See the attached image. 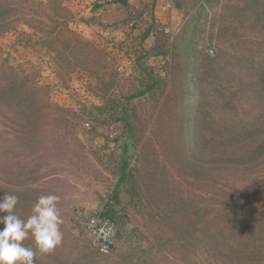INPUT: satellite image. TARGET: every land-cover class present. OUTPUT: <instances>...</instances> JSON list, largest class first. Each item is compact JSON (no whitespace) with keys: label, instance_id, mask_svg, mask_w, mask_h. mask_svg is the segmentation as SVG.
I'll return each mask as SVG.
<instances>
[{"label":"rangeland","instance_id":"obj_1","mask_svg":"<svg viewBox=\"0 0 264 264\" xmlns=\"http://www.w3.org/2000/svg\"><path fill=\"white\" fill-rule=\"evenodd\" d=\"M114 1L0 0V195L19 197L24 220L41 195L60 197L63 243L35 264H217L201 226L222 187L199 167L222 135L264 129V0ZM147 65L159 86L129 100L155 82ZM123 157L143 175V202L122 193L136 232L105 255L78 212L103 208ZM252 175L264 178V157ZM166 212L200 222L173 226ZM252 213L264 227V205L236 216Z\"/></svg>","mask_w":264,"mask_h":264},{"label":"trees","instance_id":"obj_2","mask_svg":"<svg viewBox=\"0 0 264 264\" xmlns=\"http://www.w3.org/2000/svg\"><path fill=\"white\" fill-rule=\"evenodd\" d=\"M113 3H120L126 7L129 5V0H115ZM151 6L154 8L156 1ZM151 24L154 23L152 22ZM152 31L153 25H151V28L146 32L142 40ZM163 52L164 59H166L168 49L166 48ZM165 63L167 64V59ZM155 71L154 67L147 65L142 72L143 79L151 80L152 82L155 81ZM156 80L158 79L156 78ZM259 85L264 97V70L261 73ZM157 86H159L157 81L153 83L148 82L143 90L129 96L128 99L135 100L142 98ZM123 121L125 122V119ZM128 128L133 132L131 125ZM245 134L243 131H237L232 135L227 133L226 137L222 135V140L223 137L225 139L217 145L220 147L214 146L215 150H220L207 155L208 160L204 162L199 160L202 162L204 169L203 167L199 168L207 173V178L216 183L220 182L222 187L217 200L207 198L208 206L212 202H216L219 208L206 209L205 213L202 214V217L205 218L204 226H201L202 234L208 238L207 246H205L208 255H210L208 258L217 264H264V227H252L253 225H251H255L258 222V214L254 215L252 213L242 217L236 216L237 211L245 209L248 206L256 204L264 205V178L252 175L254 169L260 166L261 159L264 157V129L258 132V134L252 133L250 136H246ZM208 138L200 134V142L202 141L200 146L202 144L205 145V141ZM250 138H252L253 143H256L255 145H250L252 143L242 145ZM131 149H134V147L128 143V146L125 147V155H128ZM115 164L117 165L114 174L117 182L113 191L109 195L103 208L93 212L99 218L106 219L115 226L113 248L109 247L108 254L105 255H120L118 252L120 242L124 238L127 239L129 237L128 235L136 232V229L128 231V222H125L128 221V214L126 213L125 206L121 202L122 193L125 192L130 200L140 199V202H143L139 187L141 183L145 185L143 175H138V170L133 166L131 160L123 157L120 162ZM192 166L193 168L195 167L194 165ZM241 170L244 176L238 173ZM213 171H218L216 177H213ZM219 175L220 177H218ZM240 185L244 186L243 190H240L242 189L239 188ZM252 188H257V190L255 191ZM194 214L197 213L194 212ZM164 217L167 224L170 222L174 226L177 223L179 224L178 226H184L187 229H193L195 224L200 222L189 219L188 224L182 225L184 223L177 222L178 218L175 221L174 215L169 217L167 213ZM181 218L184 219L186 217L180 215ZM260 218L263 222V217ZM218 225L222 226L219 228ZM173 226L172 229H174ZM174 236V233H172V236L168 240L170 241ZM95 246L102 253L100 246Z\"/></svg>","mask_w":264,"mask_h":264},{"label":"clouds","instance_id":"obj_3","mask_svg":"<svg viewBox=\"0 0 264 264\" xmlns=\"http://www.w3.org/2000/svg\"><path fill=\"white\" fill-rule=\"evenodd\" d=\"M60 197L41 195L32 207L31 215L21 219L15 214L19 197L0 195V264H35L37 252L46 255L63 243V219L57 207ZM31 236L35 251L24 246Z\"/></svg>","mask_w":264,"mask_h":264},{"label":"built area","instance_id":"obj_4","mask_svg":"<svg viewBox=\"0 0 264 264\" xmlns=\"http://www.w3.org/2000/svg\"><path fill=\"white\" fill-rule=\"evenodd\" d=\"M78 218L82 222L86 233L92 237L101 248L103 254H108V244H113L115 237V226L106 219H101L94 213L80 211L78 212ZM102 241V242H101Z\"/></svg>","mask_w":264,"mask_h":264},{"label":"water","instance_id":"obj_5","mask_svg":"<svg viewBox=\"0 0 264 264\" xmlns=\"http://www.w3.org/2000/svg\"><path fill=\"white\" fill-rule=\"evenodd\" d=\"M102 243H104L105 245H108L110 248H113V244H108L107 242H102Z\"/></svg>","mask_w":264,"mask_h":264},{"label":"crops","instance_id":"obj_6","mask_svg":"<svg viewBox=\"0 0 264 264\" xmlns=\"http://www.w3.org/2000/svg\"><path fill=\"white\" fill-rule=\"evenodd\" d=\"M155 1V0H154ZM97 2H100V1H97ZM131 3V0H129V4Z\"/></svg>","mask_w":264,"mask_h":264}]
</instances>
